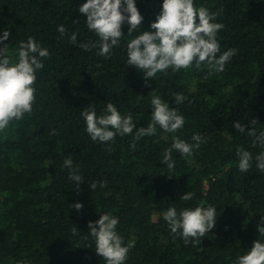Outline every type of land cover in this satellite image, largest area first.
Returning a JSON list of instances; mask_svg holds the SVG:
<instances>
[{
    "label": "trees",
    "instance_id": "1",
    "mask_svg": "<svg viewBox=\"0 0 264 264\" xmlns=\"http://www.w3.org/2000/svg\"><path fill=\"white\" fill-rule=\"evenodd\" d=\"M86 2L0 0V36L10 32L0 47L8 44L15 59L19 42L31 36L50 53L37 72L32 113L0 132V264H104L88 227L103 213L118 217L116 231L125 244L135 242L124 264H235L253 241L264 242L257 228L264 216V172L255 159L264 147L247 135L250 128L264 132V0H194L224 25L217 36L221 53L236 54L222 72L209 75L206 65L170 68L147 85L143 73L128 66L126 45L151 30L163 0H135L144 17L141 29L129 37L125 22L124 37L107 59L98 48L79 46L99 39L78 11ZM59 25L66 28L63 36ZM153 90L184 116L183 128L168 133L157 125L156 134L136 141L134 150L135 130L117 134L114 142L90 138L84 108L101 115L111 102L122 115L131 113L137 128L147 127ZM177 93L186 97L179 105ZM235 121L246 127L244 133L236 131ZM196 133L207 142L189 157L173 150L175 168L169 169L163 158L173 137L192 144ZM237 148L252 153L247 173L239 170ZM67 156L83 177L78 188L64 167ZM101 181L106 187H99ZM189 192L190 200L181 199ZM201 201L215 207L216 226L200 244L186 245L163 213ZM75 203L82 209L69 207Z\"/></svg>",
    "mask_w": 264,
    "mask_h": 264
},
{
    "label": "clouds",
    "instance_id": "2",
    "mask_svg": "<svg viewBox=\"0 0 264 264\" xmlns=\"http://www.w3.org/2000/svg\"><path fill=\"white\" fill-rule=\"evenodd\" d=\"M78 11L83 14L87 28L99 38L96 42L82 43L79 46L85 51L98 48V55L110 58L114 47H119L124 37L122 27L125 22L129 25L127 35L129 37L141 29L144 17L136 7L135 0H87L79 6ZM217 13L194 5V0H163L160 13L151 23L150 31H142L140 35L130 39L126 45L127 64L135 67L143 73L145 83L148 79H154L158 73H164L168 69L173 71L189 70L193 66L197 70H203L202 65L209 69V75L213 72H222L226 63L236 54L235 49H229L221 53L218 41V32L224 28L222 23L216 22ZM61 36L66 34V28L59 25ZM10 32L5 29L0 36V44L9 40ZM71 43L77 41V34L70 36ZM50 56L49 50L42 47L33 37L27 41L19 42L15 51V59L9 52L8 44L0 47V132H4L13 121H20L25 114H31L36 102L35 87L38 70L43 69L42 60ZM151 93V122L147 127L137 128L133 122L132 114L122 115L116 105L108 102L104 112L97 115L94 107H86L81 112L86 124V132L95 142H114L116 135H132L135 130L134 140L131 144L133 150L136 141L144 136H153L157 132V125L165 132L175 133L183 128L185 119L177 108L170 107L155 90ZM177 105L182 104L186 97L182 94H174ZM257 120L253 119L255 125ZM236 131L244 133L246 127L239 121L234 122ZM53 134L54 131H53ZM247 135L254 137L253 143L259 142L264 147V132L257 134L255 128H250ZM194 143L190 144L178 137H173L170 148L165 150L163 163L169 169L175 168L172 160L173 150L182 156L193 155V149H199L201 143L207 141L196 133L192 136ZM239 158L238 167L242 173H247L252 167V153L242 148H237ZM256 167L264 172V152L256 156ZM64 167L71 169L69 179L79 187L84 183L83 177L78 174V166L72 168L73 161L70 156L64 160ZM107 181L99 182V187H106ZM93 191L97 188V182L90 185ZM189 192L181 197L190 200ZM69 207L76 210L82 209L81 203H75ZM217 215L213 206H204V202L194 208H185L177 211L169 207L163 213V219L173 234L183 238L187 245L190 242L195 246L200 244L215 226ZM264 216L260 217L257 228L261 236H264ZM119 224L118 217L110 213L100 214V218L89 221L90 236L95 241V252L102 257L104 264H124L128 253L134 247V241L125 244L123 237L116 231ZM78 231L73 228V233ZM235 264H264V242L259 239L253 241L252 247L246 254L238 257Z\"/></svg>",
    "mask_w": 264,
    "mask_h": 264
}]
</instances>
